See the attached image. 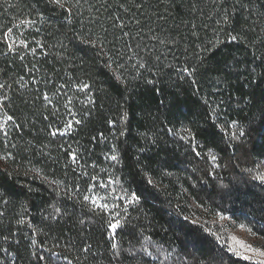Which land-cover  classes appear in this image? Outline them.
<instances>
[{
    "label": "trees",
    "instance_id": "1",
    "mask_svg": "<svg viewBox=\"0 0 264 264\" xmlns=\"http://www.w3.org/2000/svg\"><path fill=\"white\" fill-rule=\"evenodd\" d=\"M0 85V264H261L264 0H0Z\"/></svg>",
    "mask_w": 264,
    "mask_h": 264
},
{
    "label": "rangeland",
    "instance_id": "2",
    "mask_svg": "<svg viewBox=\"0 0 264 264\" xmlns=\"http://www.w3.org/2000/svg\"><path fill=\"white\" fill-rule=\"evenodd\" d=\"M5 115L0 112V119H2ZM264 173V160L258 161L254 168V174ZM260 181V180H259ZM264 183V182H263ZM198 215L200 222H203L204 225L207 226L208 231L211 232L221 246H223L226 250L228 245L238 248L244 255L251 256L252 261L260 262L264 261V257H260L257 253L251 251L250 249H245L240 246V241H243L247 245H251L252 248L260 249L264 251V237L254 232V230L248 225L241 223L235 220L230 214L224 213H201ZM202 220V221H201ZM243 225V227H241ZM232 237L236 239L233 240ZM172 252L163 251L161 256L165 260L168 255V263L167 264H180L178 259L173 258ZM232 254V253H231ZM241 257L242 256H238Z\"/></svg>",
    "mask_w": 264,
    "mask_h": 264
},
{
    "label": "snow or ice",
    "instance_id": "3",
    "mask_svg": "<svg viewBox=\"0 0 264 264\" xmlns=\"http://www.w3.org/2000/svg\"><path fill=\"white\" fill-rule=\"evenodd\" d=\"M52 2L58 4L60 7H64L65 6V0H52ZM225 22H228L227 21V18L225 19ZM23 23H29L28 21H25ZM12 33V28H8L7 31L5 32V36H10V34ZM231 40H235L237 39V37L235 36H232L230 37ZM21 43H24V41H21ZM8 48L9 49H13V45L11 43L8 44ZM33 51H35V49H33ZM0 87H3V85H0ZM84 88H87L88 85L85 84L83 85ZM13 120V117L12 116H8V115H5L2 119H0V128H4L5 125L7 124L8 121H12ZM77 123H79V121H77ZM71 125H72V122L69 121L68 124L65 126V129L64 131H68L71 129ZM230 128L232 129L231 131V134H230V138L231 140H239L241 137H244L245 136V130L243 127H240L238 125V123L236 121H232L231 124H230ZM238 129V130H237ZM53 135H55L56 133L53 132L52 133ZM192 139L194 140L195 139V134L194 133H190ZM187 138V137H186ZM197 155H199V153L197 152L196 153ZM210 159L215 162L217 160V156L212 152L211 149H209V153H208ZM73 156V159L75 160V153L72 154ZM112 160H116L117 157L116 156H112L111 157ZM218 166V165H217ZM248 171H252L251 169H249ZM255 179L257 180H260L261 182H264V173H260L258 172L255 176ZM102 187H104L105 185L101 184ZM89 196H85L84 197V200H89ZM98 198H92V203L93 204H96V200ZM139 197L135 194V193H132L131 194V200L132 201H139ZM98 207L101 209V210H104V209H108L110 206L107 204V203H100L98 205ZM113 208H115L116 206L115 205H112ZM23 222V221H21ZM122 227V224H121V219L119 218V213H115L113 215V220L112 222H110L108 224V228L111 230V233L114 235L116 230L118 228H121ZM241 227H243V225H241ZM233 240H235L236 238L235 237H232ZM240 246L245 248V249H250L251 251L257 253L260 257H264V251H261L260 249H257V248H252L251 245H247L245 244L243 241H240ZM113 248H116V244H113L112 245ZM227 251L236 255V256H242L243 259L245 260H251L253 259V257L251 256H247V255H244L243 252H241L238 248L236 247H233L231 245H228V248H227ZM261 264H264V261H261Z\"/></svg>",
    "mask_w": 264,
    "mask_h": 264
}]
</instances>
